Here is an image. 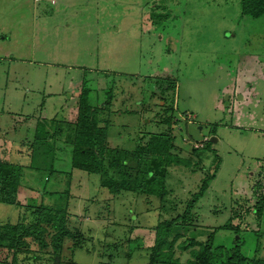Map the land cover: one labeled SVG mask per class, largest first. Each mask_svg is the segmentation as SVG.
<instances>
[{
	"label": "rangeland",
	"instance_id": "374dc122",
	"mask_svg": "<svg viewBox=\"0 0 264 264\" xmlns=\"http://www.w3.org/2000/svg\"><path fill=\"white\" fill-rule=\"evenodd\" d=\"M56 2L0 0V159L26 167L17 204L0 203V223L23 218L37 229L46 191V205L66 208L69 231L56 251L53 228L28 238L16 262L14 251L0 247V264H149L156 226L185 212L215 165L214 152L198 151L207 155L204 169L192 151L212 138L220 167L190 223L180 222L173 236L205 241L216 232L215 248L239 241L264 262V212L258 219L255 211L264 196V15H245L242 0ZM169 79L173 152L191 165L168 168L163 198L115 194L104 183L122 177L114 166L119 152L128 153L125 174L134 176L140 139L167 128L159 124L160 88ZM110 87L115 97L100 126H107L110 149L102 162L115 167L113 176L74 168L65 136L81 91L104 107ZM39 123L63 137L35 142ZM176 255L189 257L179 248Z\"/></svg>",
	"mask_w": 264,
	"mask_h": 264
},
{
	"label": "trees",
	"instance_id": "16d2710c",
	"mask_svg": "<svg viewBox=\"0 0 264 264\" xmlns=\"http://www.w3.org/2000/svg\"><path fill=\"white\" fill-rule=\"evenodd\" d=\"M242 11L245 15L251 17H260L264 15V0H242ZM160 83V82H159ZM162 84V83H161ZM164 86L161 87L165 107L159 119V124L166 125L164 132L159 134H151L149 140L143 143V136L140 139L136 148L134 165V176L125 174V170L129 169L131 159L128 158V153L119 152L120 157L116 159L114 166L120 167L122 170L117 171L122 175L121 179L108 178L105 179L104 185L115 194L122 191H132L139 194H156L163 198L168 194L166 189V177L168 168L171 165L186 166L191 165V160L181 158L180 155L173 152L175 147V125L177 119L172 114L174 108L167 105L168 97L166 94L175 86L172 80L164 81ZM90 90L85 88L81 91L77 102L76 112L77 119L73 125L68 124V133H65L66 140L72 144V165L76 169L90 173H98L104 171L106 174L112 175L115 167L111 163L104 164L102 157L109 149L107 142V126L101 127L100 113L109 109L110 104L114 100L113 88L110 87L106 91L107 102L103 106L94 107L89 103ZM171 112V114H170ZM55 120V119H54ZM66 124V123H65ZM63 137V130L48 133L39 123L34 135V140L37 143L49 142L50 138ZM203 149L207 152H214L215 165L210 167L205 173L201 181L199 191L188 202L185 212L176 218L166 220L156 226V239L148 251L149 264H241L246 261L249 264H264L257 256L250 257L243 249L242 243L234 241L229 250L215 248L213 234L209 235L205 241L198 238L186 237L181 241L183 235L175 234L173 231L179 223H190L192 211L209 189V184L215 179L217 171L220 167L221 159L213 149V142L208 140L201 148L193 147L192 151L199 154V150ZM199 162L203 164L205 169L206 164L204 159L207 155H198ZM133 169V168H132ZM26 167L23 165L11 163L0 159V203L15 205L17 204L19 187L22 185V180L25 176ZM139 174L142 175V180H139ZM50 192H43L42 202L39 208L41 213L39 220L42 225L37 229L30 228L28 224L23 223V218L15 223H0V247L14 251L15 262L18 256V249L26 247V240L30 237L40 238V235L46 234L50 228L54 230V249L58 250V240L69 231V216L65 207H53L46 205L43 201L44 195ZM52 194V193H51ZM23 209V208H22ZM28 211V210H25ZM256 213L258 219H262L264 212V196L256 205ZM228 225L220 226L227 228ZM236 231V230H235ZM238 231H236V234ZM42 247H46L42 240ZM181 253L186 252L189 257L186 261H182L180 256H177V249Z\"/></svg>",
	"mask_w": 264,
	"mask_h": 264
},
{
	"label": "built area",
	"instance_id": "2783aa9c",
	"mask_svg": "<svg viewBox=\"0 0 264 264\" xmlns=\"http://www.w3.org/2000/svg\"><path fill=\"white\" fill-rule=\"evenodd\" d=\"M53 3H54V2H53ZM205 140H206V139H205ZM203 145H204V144H202V142H200V143H196V144H195V147H196V148H201V147H203Z\"/></svg>",
	"mask_w": 264,
	"mask_h": 264
},
{
	"label": "crops",
	"instance_id": "0c3cea01",
	"mask_svg": "<svg viewBox=\"0 0 264 264\" xmlns=\"http://www.w3.org/2000/svg\"><path fill=\"white\" fill-rule=\"evenodd\" d=\"M52 1H54V3L52 2ZM51 3L52 4H56L57 2H56V0H51ZM68 112H66V114H67ZM55 120H57V117L55 118Z\"/></svg>",
	"mask_w": 264,
	"mask_h": 264
},
{
	"label": "water",
	"instance_id": "95a60500",
	"mask_svg": "<svg viewBox=\"0 0 264 264\" xmlns=\"http://www.w3.org/2000/svg\"><path fill=\"white\" fill-rule=\"evenodd\" d=\"M212 141L216 142V141H217V139H216V138H212Z\"/></svg>",
	"mask_w": 264,
	"mask_h": 264
}]
</instances>
